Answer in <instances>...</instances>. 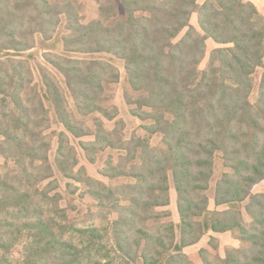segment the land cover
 Segmentation results:
<instances>
[{
  "label": "trees",
  "instance_id": "obj_1",
  "mask_svg": "<svg viewBox=\"0 0 264 264\" xmlns=\"http://www.w3.org/2000/svg\"><path fill=\"white\" fill-rule=\"evenodd\" d=\"M94 1L84 21L80 0H0V264H264V191L253 193L264 182V12L252 0ZM57 25L63 53L47 61L65 86L40 65L39 88L20 56ZM122 77L134 129L107 93ZM46 101L63 129L47 131ZM73 137L90 138L81 153ZM81 188L97 207L85 214ZM226 232L239 245L222 255L215 233ZM205 236L198 258L185 252Z\"/></svg>",
  "mask_w": 264,
  "mask_h": 264
},
{
  "label": "rangeland",
  "instance_id": "obj_2",
  "mask_svg": "<svg viewBox=\"0 0 264 264\" xmlns=\"http://www.w3.org/2000/svg\"><path fill=\"white\" fill-rule=\"evenodd\" d=\"M81 5H80V10L82 11V15L84 17V21L91 20L98 15V10H97V4L95 3L94 0H80ZM254 3L259 7V9L264 12V0H252ZM193 22L197 24L196 16H193ZM64 33V26L63 25H57L55 27H51L48 30H46V33L42 32H37L35 34V37L33 39V45L34 47L31 48L30 50L24 51L21 54V58H24L27 60L29 66L32 68V73H33V80L39 88L41 87V75H40V65H44L47 67L58 79V82L64 87L65 86V81L64 78L60 75V73L47 61V57H56L59 54L63 53V36L62 34ZM212 45L209 44L208 49H212ZM49 55V56H47ZM93 56V55H92ZM94 56L106 58L107 60H113L117 65L120 67L123 65V62L121 60H118L111 55L108 54H94ZM207 59L204 60L203 62V67L206 65ZM261 71V70H260ZM260 71L256 74L257 81H259L260 77ZM124 74V71H122ZM123 80L121 81L120 84H113L112 87L107 90V93L111 95L110 100L112 105H116L119 110H120V115L124 117L127 123V127L129 129H134L135 127L138 126L139 122L134 120L131 117L129 108L126 105L125 102V90L127 88V84L124 80V77H122ZM66 95V93H65ZM67 95L69 96V93L67 92ZM47 107L50 109V121H49V128L48 132L52 131H57L61 130L64 127L58 123L57 117L55 116V112L53 108L51 107V104L46 101ZM87 123L89 121L87 120ZM51 137H53L52 140V150H51V156L54 158L57 150V139L58 136L54 134V132L51 134ZM89 137H83L81 139H75L73 137L72 143L78 148L79 153L82 152V149L80 147V141H87L89 140ZM159 141L158 137H155L153 139L154 143H157ZM107 155H104L100 157V164L103 166L104 161L106 159ZM1 161V160H0ZM82 164L87 165L88 170L90 173L95 174L98 169L97 166L91 165L90 162L86 159L85 155L82 156L81 159ZM98 164V166L100 165ZM222 173V168L218 167L217 173L214 177V180L211 183V189L209 190V195L211 197V209H216L214 205V194H215V185L216 181L219 179ZM60 176V174L58 173ZM61 185L63 190L66 189V180L61 179ZM70 181V180H67ZM264 191V182L259 184L254 188L253 193L257 192H262ZM84 193V189L81 188L77 190V195H76V205L80 212H83L84 214L87 212H90V210H95L97 207H95V201L88 195ZM84 196V197H83ZM225 206L219 207V209H223ZM168 209L172 212V218L173 220L177 223L180 224L181 222V217L178 209V193L175 188L174 180L172 175H170V205L168 206ZM116 216L115 214L110 215V219H114ZM216 237L219 238L220 240V253L222 255H225L226 248L229 246H238L239 242L236 241L234 238L233 234L231 232H226V233H215ZM208 241L209 237L205 236L203 239H201L197 244L188 246L185 248V252L190 254L193 258H198V254L201 248L207 247L208 246Z\"/></svg>",
  "mask_w": 264,
  "mask_h": 264
}]
</instances>
